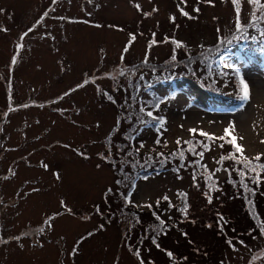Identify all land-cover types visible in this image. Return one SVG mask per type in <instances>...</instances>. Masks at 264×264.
Wrapping results in <instances>:
<instances>
[{
  "label": "rangeland",
  "instance_id": "374dc122",
  "mask_svg": "<svg viewBox=\"0 0 264 264\" xmlns=\"http://www.w3.org/2000/svg\"><path fill=\"white\" fill-rule=\"evenodd\" d=\"M261 29L264 0H0V264H264Z\"/></svg>",
  "mask_w": 264,
  "mask_h": 264
},
{
  "label": "trees",
  "instance_id": "16d2710c",
  "mask_svg": "<svg viewBox=\"0 0 264 264\" xmlns=\"http://www.w3.org/2000/svg\"><path fill=\"white\" fill-rule=\"evenodd\" d=\"M264 30L263 29H261V30H259V31H255V33H253V35L252 36H254L255 35V37H254V39L255 40H257V41H259V42H261V44L263 45V47H264V37L261 35L262 34V32H263ZM174 75H176V73L174 74ZM167 79H173V77H169V76H165L164 78H163V80H167ZM132 88H136L135 87V83H133V84H131L130 85V87L128 88V91H126L125 93H123V94H121V98H120V100L121 99H124L122 102L123 103H121L120 105H119V111L120 110H122L124 107H128L130 110H133L134 109V112L133 113H135L136 114V105L135 104H133V105H127V99H128V93H132L133 94V96H132V99L134 98V99H136V97H137V94H138V92L140 91V88H142V87H140L139 89H137L136 91H130L129 89H132ZM128 92V93H127ZM110 96V95H109ZM243 96H244V93L243 94H241L240 95V97H239V99L240 100H242L243 102H245L246 100L243 98ZM113 100H114V98L112 97V96H110ZM131 98H130V100H132ZM134 103H139L138 101H134ZM157 108V106H154V107H152L151 109H156ZM151 109L150 110H147V111H145V112H143L142 114H141V111H140V113H139V115H137L136 114V117H139V116H141V118L145 121V122H149V121H151V122H153V123H155V130L160 126H157V124L158 123H160V121H161V119H163L162 117H159V116H156L155 114H153V117H157V118H159V119H153L152 117H148L147 115H146V113L148 112V111H151ZM131 116V115H130ZM164 120V119H163ZM179 141V144L177 143L176 144V146H174L173 148H169V149H165V148H163V149H165V150H162V152H165V153H168V154H171L172 156H176V154H177V148L179 147V148H181V150L182 151H187V150H189L188 149V146H189V144L185 141V140H178ZM117 149H118V153H119V150H120V148L119 147H117ZM118 153L116 154V158H118ZM191 157H193L194 158V160H193V165H195V167H193L194 169H193V171L195 172V174H199V175H202L201 177H199V180L200 181H203V183H206V182H209V180H208V176H212V177H215V175H210V171L208 170L207 171V173L209 174L208 176L205 174V171H201V163H200V157H201V155L200 154H198V153H196V152H193L192 153V155H191ZM192 158V159H193ZM178 167H180V166H178ZM9 169H11V168H9ZM235 171H236V173H237V178H238V176H239V173L241 172V175H245L246 174V172H247V166L246 165H243V164H241V165H239L238 163H235ZM9 175V174H8ZM9 176H14V175H9ZM254 183V182H253ZM252 183V184H253ZM251 184V185H252ZM258 184H259V194L260 195H262V200H264V187H263V189H262V186H263V184H264V180H262V181H258V183H256V184H253L251 187H250V189H249V191L251 192V195H253L252 197H251V199H252V201H253V203L255 204V206L259 209V196H258V194H256V192H255V189H254V186L256 185V187H258ZM216 187V185H214V186H212L208 191L210 192L212 189H214ZM254 193V194H253ZM206 198H207V200H214V197H212V195L211 194H207L206 195ZM235 204V206H231V205H229V207H226V211L224 212L226 215H232L233 217H234V219L236 220V217H237V213H239V214H241L242 212V207H241V204L237 201V200H235V199H233V201L231 202V203H229V204ZM261 206H262V210H264V202H262L261 203ZM235 209V211H236V213L235 214H232L231 212L232 211H234V210H231V209ZM255 212H257V211H255ZM232 219V218H231ZM256 220H257V222L256 223H253V225H257V226H259V215L257 216V218H256ZM237 221V220H236ZM244 223V224H243ZM234 224H237L238 225V227L240 226L241 228H240V230H245V225L248 227L249 225H250V222L249 221H246L245 220V222H239V221H237L236 223H234ZM232 227H234L236 230H239L238 229V227L236 226H234V225H231Z\"/></svg>",
  "mask_w": 264,
  "mask_h": 264
},
{
  "label": "snow or ice",
  "instance_id": "6c2138e0",
  "mask_svg": "<svg viewBox=\"0 0 264 264\" xmlns=\"http://www.w3.org/2000/svg\"><path fill=\"white\" fill-rule=\"evenodd\" d=\"M53 2H55V0H53ZM208 2L209 3H211V0H208ZM248 2L249 3H255V2H257V0H248ZM233 3H236V0H233ZM137 8L139 9V5H137ZM156 9H153V11H155ZM195 11H199V9L197 8V9H195ZM182 14L183 15H188L187 13H184V12H182ZM26 35V34H25ZM12 63L14 64L15 63V59H13V61H12ZM240 83H241V86H242V89H243V92H244V96H243V98L245 99V100H247L248 99V85L243 81V80H241L240 81ZM65 95H67V93H65ZM140 111L141 112H143L144 111V109L143 108H141L140 109ZM146 115L148 116V117H152L153 119H159V118H157V117H153V112L152 111H148L147 113H146ZM161 123H163V121L161 120L160 121ZM190 131L191 132H195L196 130L195 129H190ZM226 133H227V130H226ZM201 135H204V136H209V134L208 133H201ZM219 139H223V137H220ZM262 142H264V141H262ZM177 143L179 144V141H177ZM221 147H223V145H221ZM194 150V149H193ZM237 151H239V152H243V149L241 148V147H239V146H237ZM81 155H83L82 153H81ZM200 155H202V153H200ZM255 159H260V157L259 156H257ZM45 168H47V165H45ZM57 178L59 179V176L57 175ZM245 187H247V185H244ZM254 194V193H253ZM165 199H167L166 197H165ZM62 204H63V202H62ZM157 219H159V217H157ZM221 219H223V217H221ZM161 223H163V222H161ZM51 225H49V227H50ZM261 232L262 233H264V226H262L261 227ZM242 243V242H241ZM137 255H139L138 253H137ZM168 255L171 257V253H168ZM141 264H143V262H141Z\"/></svg>",
  "mask_w": 264,
  "mask_h": 264
}]
</instances>
